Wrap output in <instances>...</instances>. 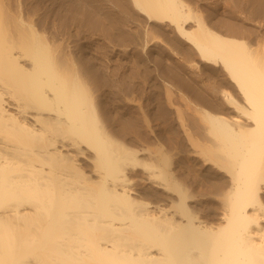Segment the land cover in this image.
Wrapping results in <instances>:
<instances>
[{
    "label": "bare ground",
    "instance_id": "1",
    "mask_svg": "<svg viewBox=\"0 0 264 264\" xmlns=\"http://www.w3.org/2000/svg\"><path fill=\"white\" fill-rule=\"evenodd\" d=\"M205 1L0 0V264H264V35L235 25L251 0L230 1L235 24ZM96 48L146 51L211 104L202 149L161 152L134 183L139 150L113 135L132 91L123 73L99 81ZM190 156L215 222L180 186Z\"/></svg>",
    "mask_w": 264,
    "mask_h": 264
},
{
    "label": "rangeland",
    "instance_id": "2",
    "mask_svg": "<svg viewBox=\"0 0 264 264\" xmlns=\"http://www.w3.org/2000/svg\"><path fill=\"white\" fill-rule=\"evenodd\" d=\"M209 1L211 3L205 1V3H200L201 5L199 4L200 7L204 9V13L218 11L217 15L226 16L228 19L233 18L229 15L235 13L233 16L235 18L237 17L235 12L237 8L236 4L233 6L232 4L238 0H221L222 2L220 0ZM216 1H220L219 4ZM230 1H233V3L231 4ZM263 1L264 0H251V3L249 1L250 9L245 10L244 14H246L244 15L241 13L243 16L238 14L239 16L237 18L239 19L236 18L237 23L235 18L231 19L232 23H236L233 24L237 25L238 28L241 27V29H239L240 31L242 30V34L243 32H245L244 34L249 32L248 35H264V9L260 7L264 6ZM205 9H207V11ZM229 9L233 10L229 11ZM227 11L229 12V15H225ZM248 14L250 15L248 16ZM97 18L95 19L97 21L94 20L95 22L92 23V27L90 26L92 30H99L101 25L103 26V23L104 25L107 24L104 18L100 17V19L98 18L99 20ZM248 19L251 21H248ZM100 20L101 22H99ZM243 28L247 31L243 30ZM125 34L128 36L127 33H122V35L119 34L121 36H118V38L119 41L121 40V43L126 42L125 44H128L127 42H130V39L129 37H126ZM110 52V49L105 50L104 48H96L91 51V56L99 59L104 67L101 75L102 78L100 76V82L109 81L110 79L113 80L117 75L120 76L123 73L126 82L130 85V91H132L130 96L133 97V103H135L133 106L135 108L132 106L125 111L126 113H121L119 117L117 114L114 115V117L118 119H115L117 121V126L114 130L115 132L113 131L114 134H112H116L115 136L124 141L126 140L125 142L128 145L130 144L132 147L139 150V163H137L136 168L133 170L131 169L130 173L131 180L134 181V183H137V180L140 177L139 172L152 170V167L155 164L161 162V152L167 154V158L170 161L173 157L176 158L175 152L179 149L183 150L184 153H189L192 148L202 149V146L198 142L200 141L199 133L196 130L197 114L199 108H205L212 111V106L205 99L196 98L190 89H187V87L177 82L176 78L173 77L174 75H170V73L165 75L159 67L147 59L146 51L139 53L138 51L130 50L128 52L129 54L127 53V56L124 55V57L123 55L118 56V54L115 55L114 53L111 55ZM124 63H127V65ZM169 65L170 64H168V66ZM104 77L105 79H103ZM106 78L109 80H106ZM106 106L110 111L115 113L117 108L121 106V102L112 97V99L106 103ZM177 120L184 122L188 126L189 130L187 137L179 129ZM188 163L189 168L182 174V176H180V186H185L195 197L200 198L203 196V199L201 198L202 204L198 208H201L202 210L197 209L198 215L205 220L215 222V212L220 207V201H217L218 197L214 200L208 198L211 197V194H214V197L216 195L214 191L211 193V191H208L205 188V182H203V177L199 171L201 159L196 158L195 160L194 157L190 156ZM163 166L167 170L169 168L171 169V165L163 163ZM206 196H208L207 199Z\"/></svg>",
    "mask_w": 264,
    "mask_h": 264
}]
</instances>
